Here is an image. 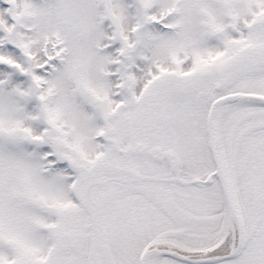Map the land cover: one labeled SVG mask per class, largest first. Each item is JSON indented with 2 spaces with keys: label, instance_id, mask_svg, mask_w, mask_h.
<instances>
[{
  "label": "snow or ice",
  "instance_id": "6c2138e0",
  "mask_svg": "<svg viewBox=\"0 0 264 264\" xmlns=\"http://www.w3.org/2000/svg\"><path fill=\"white\" fill-rule=\"evenodd\" d=\"M0 264H264V0H0Z\"/></svg>",
  "mask_w": 264,
  "mask_h": 264
}]
</instances>
